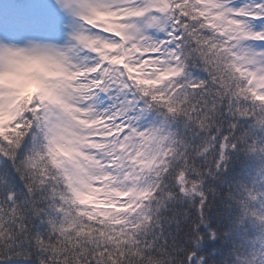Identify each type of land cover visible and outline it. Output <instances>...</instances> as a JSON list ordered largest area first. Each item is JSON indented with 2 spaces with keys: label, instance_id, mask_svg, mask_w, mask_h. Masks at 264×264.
I'll return each instance as SVG.
<instances>
[{
  "label": "snow or ice",
  "instance_id": "obj_1",
  "mask_svg": "<svg viewBox=\"0 0 264 264\" xmlns=\"http://www.w3.org/2000/svg\"><path fill=\"white\" fill-rule=\"evenodd\" d=\"M0 264H264V0H0Z\"/></svg>",
  "mask_w": 264,
  "mask_h": 264
}]
</instances>
